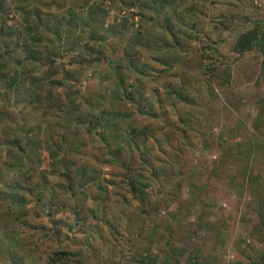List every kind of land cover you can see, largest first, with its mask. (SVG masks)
<instances>
[{
    "label": "rangeland",
    "instance_id": "1",
    "mask_svg": "<svg viewBox=\"0 0 264 264\" xmlns=\"http://www.w3.org/2000/svg\"><path fill=\"white\" fill-rule=\"evenodd\" d=\"M30 1H36L35 5L40 6L51 0ZM124 1L126 5L121 0L115 4L104 0H56L60 6L42 7L40 13L41 26L46 32L44 44L49 50L56 47L54 54L58 58L61 54L58 49L59 43H62L60 39L65 41L68 53L75 49L73 55L89 58V52L81 50V43L85 42L105 56L83 71L66 66L81 80L77 88L88 101L96 104L95 101L99 100V105L105 108L109 103L111 107L119 104L128 114L123 116L124 121L135 118L141 124H148L158 134H161L162 124L165 123L171 127L179 124L186 128V132L178 133L180 141L173 142L175 149L165 148L167 155L160 149L155 150L158 157L166 161L165 174L153 185L155 201L163 202L155 219L146 220V216L141 215L135 221L127 220L130 212L137 210L139 213L135 202L131 209L125 207L114 211L116 219L120 218V212L124 214L119 222L123 228L122 236L112 234L105 227L106 239L95 240L92 248L85 247L89 255L88 264H125L126 257L123 255L132 254L130 246L137 242V231L141 226L148 235L156 228L160 232L161 246H155L154 253L164 248L167 241L185 248L188 253L181 264H187L186 259L193 253H199L200 264L245 263L248 257H257L264 248L251 237L256 224V217L249 208L251 196L247 188L232 187L230 172H225L219 164L224 163L222 156L229 147L245 148L256 143L264 145V138L252 133V123L258 116L257 103L264 94V84L260 79L264 55L257 51L240 55L234 50L242 33L264 21V0ZM21 5V0H6L5 10L8 13L0 17V26L5 21L23 31L25 23L17 13V7ZM92 5L99 7L98 21L88 26ZM190 10L194 15H189ZM166 15L174 18L176 27L164 21ZM125 20L128 24L124 27ZM188 22L187 28L180 24ZM54 41L57 45H53ZM20 55L23 56L21 52ZM142 63H147L151 69L158 65L160 69L172 71L163 74L160 79L156 77L159 73H155L153 78L144 77L147 73ZM211 63L219 70L225 66L231 69L229 86L209 84L204 72ZM118 65L122 67L118 68ZM141 69L144 73L140 72ZM45 71L46 68H41L36 74L41 75ZM120 71L131 74L130 83L136 87L131 90L135 91L138 104L132 105L128 100L119 102L120 92L114 80ZM149 73H152L151 70ZM170 84L184 89V95L192 102H181L169 96L166 88ZM26 90L21 88L0 101V139H3L4 121L11 123L16 132L23 130L21 114L27 102ZM146 106L153 108L159 117L153 118ZM181 121H186L187 126ZM97 146L91 141L88 149L93 154ZM4 153L0 161L2 165L6 159ZM90 156H85L83 160L90 159ZM258 159L257 155L252 159L253 176L264 184V166L258 163ZM41 162L42 170L50 174V160L45 153ZM21 166L5 168V171L16 176L24 167ZM94 167L99 165L94 164ZM101 169L107 179L117 171L108 167ZM50 176L57 184L58 177ZM89 206L93 207L91 201ZM59 219L64 237L58 241L50 234L44 236L42 230L35 229L28 218V222L0 223V232L8 246L22 253L28 246L32 250L36 248L25 257V264H46V251L67 244H72L74 250L84 248L81 239L74 233L76 231H68L74 224L72 217L64 214ZM39 222L44 224V220ZM49 225L45 223L43 226ZM216 227L221 228L219 237ZM0 264H11V261L0 257Z\"/></svg>",
    "mask_w": 264,
    "mask_h": 264
},
{
    "label": "trees",
    "instance_id": "2",
    "mask_svg": "<svg viewBox=\"0 0 264 264\" xmlns=\"http://www.w3.org/2000/svg\"><path fill=\"white\" fill-rule=\"evenodd\" d=\"M21 1L23 5L17 7V13L25 23L24 30L10 26L5 21L0 26V101L6 100L10 93L18 92L21 88H27L28 95L25 110L21 114L23 130L16 132L11 123L4 121L3 139H0V161L3 159V151L6 152L5 164L0 163V223L12 224L28 218L35 229L42 230L44 236L50 234L52 239L58 241L64 237L59 217L68 214L74 222L68 231H76L74 233L81 239L84 248L74 250L72 244H67L46 251V264H88L86 248H92L95 240L106 239L105 227L112 234L122 236L123 228L119 222L124 214L120 212V218L116 219L114 211L125 207L131 209L135 202L139 206V213L137 210L130 212L127 220L135 221L141 215H145L146 220L155 219L163 202L155 201L153 185L166 172V161L158 157L155 150L160 149V152L167 155L165 148L175 149L173 142L180 141L178 133L186 132V128L179 124L171 127L165 123L162 124L161 134H158L148 124H141L135 118L124 121L123 116L128 114L119 104L111 107L109 103L105 108L99 105V100L95 101L96 104L88 101L77 88L81 80L66 66H74L83 71L95 62L102 61L105 56L85 42L81 43V50L86 49L89 58H83L80 54L73 55L75 49L68 53L65 41L60 39L62 43L57 40L61 53L58 58L54 54L56 47L52 51L44 44L46 32L40 20L41 8L57 4L56 0L40 6L35 5L36 1ZM104 1L115 4L117 0ZM5 3L6 0H0V17L8 13ZM121 3L127 4L124 0ZM81 8L77 9L82 11ZM90 11L92 17L88 26L97 23L99 7L92 5ZM189 15H194L193 10L189 11ZM173 19L166 15L164 21L176 27ZM123 22L124 27L127 26L128 21ZM180 24L187 28L189 22ZM53 43L57 45L55 41ZM234 50L240 55L256 51L264 55V21L242 33ZM142 67L147 73L144 77L150 78L159 73L156 77L160 79L163 74L172 71L160 69L158 65L151 69L147 63H142ZM41 68H46L45 73L37 75ZM144 70L140 72L144 73ZM206 70L204 75L210 85L227 87L231 84L232 71L228 66L219 70L217 65L211 63ZM131 77V74L120 71L114 85L120 92L119 102L128 100L135 105L139 101L135 91L131 90L136 88L130 83ZM260 79L264 84V62ZM171 85L166 88L169 96L181 102H192L184 95V89ZM261 98L257 103L258 116L252 123V133L264 138V94ZM146 108L153 118L159 117L153 108ZM182 123L187 126L186 121ZM91 141L98 144L93 154L88 149ZM43 153L50 160V174L42 170ZM255 155L259 157L258 163L264 166V145L256 143L245 148L229 147L222 156L224 163H220L219 167L230 172L229 182L232 187L248 189L251 196L249 208L256 217L251 237L264 246V184L253 176L252 159ZM85 156H90L99 167H94L90 159L84 161ZM18 165L24 167L16 176L5 171V168H19ZM102 167L117 171L107 179L103 176ZM50 175L58 177L57 184ZM89 201L93 207L89 206ZM32 205L34 208H29ZM40 220L50 224L49 228L43 226ZM215 229L219 231V237L221 228ZM159 233L156 228L148 235L144 226H141L137 231V242L130 246L132 254L123 255L126 257L125 264H181L188 252L174 242L167 241L164 248L154 253L155 246H161ZM27 248L23 253L11 248L0 232V257L10 259L11 264H25V257L36 249L33 247L32 250L30 246ZM186 263L200 264L199 253L188 256ZM235 264H264V248L257 257H248L245 263Z\"/></svg>",
    "mask_w": 264,
    "mask_h": 264
}]
</instances>
